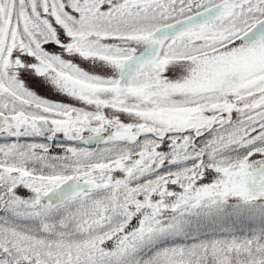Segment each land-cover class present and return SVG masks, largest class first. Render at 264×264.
Wrapping results in <instances>:
<instances>
[{
  "label": "snow or ice",
  "instance_id": "snow-or-ice-1",
  "mask_svg": "<svg viewBox=\"0 0 264 264\" xmlns=\"http://www.w3.org/2000/svg\"><path fill=\"white\" fill-rule=\"evenodd\" d=\"M0 264H264V0H0Z\"/></svg>",
  "mask_w": 264,
  "mask_h": 264
}]
</instances>
